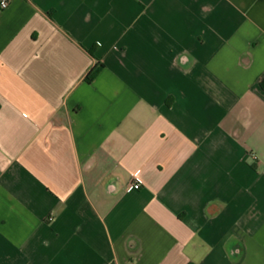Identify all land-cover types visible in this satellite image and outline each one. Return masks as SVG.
<instances>
[{
    "label": "crops",
    "instance_id": "crops-1",
    "mask_svg": "<svg viewBox=\"0 0 264 264\" xmlns=\"http://www.w3.org/2000/svg\"><path fill=\"white\" fill-rule=\"evenodd\" d=\"M1 3L0 264H264V0Z\"/></svg>",
    "mask_w": 264,
    "mask_h": 264
},
{
    "label": "built area",
    "instance_id": "built-area-1",
    "mask_svg": "<svg viewBox=\"0 0 264 264\" xmlns=\"http://www.w3.org/2000/svg\"><path fill=\"white\" fill-rule=\"evenodd\" d=\"M1 2H2L1 6L3 8H5L9 5V0H1ZM143 183L144 182H143L142 178L139 176V174L135 173L132 176V180L130 182V187L132 189H135V190L140 189L142 187ZM50 219H52V218H50Z\"/></svg>",
    "mask_w": 264,
    "mask_h": 264
},
{
    "label": "trees",
    "instance_id": "trees-1",
    "mask_svg": "<svg viewBox=\"0 0 264 264\" xmlns=\"http://www.w3.org/2000/svg\"><path fill=\"white\" fill-rule=\"evenodd\" d=\"M104 68V64L99 62L95 65V67L89 71V73L86 75V81L91 83L101 72V70Z\"/></svg>",
    "mask_w": 264,
    "mask_h": 264
}]
</instances>
